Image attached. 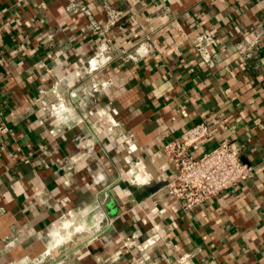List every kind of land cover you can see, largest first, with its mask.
<instances>
[{
    "label": "crops",
    "instance_id": "0c3cea01",
    "mask_svg": "<svg viewBox=\"0 0 264 264\" xmlns=\"http://www.w3.org/2000/svg\"><path fill=\"white\" fill-rule=\"evenodd\" d=\"M202 33L220 37L213 66ZM103 43L111 58L91 70ZM55 85L76 119L44 110ZM0 110V264H264V0H0ZM200 122L216 130L206 148L236 141L253 169L185 212L158 153ZM140 158L146 183L131 181ZM65 218L86 230L57 243Z\"/></svg>",
    "mask_w": 264,
    "mask_h": 264
},
{
    "label": "built area",
    "instance_id": "2783aa9c",
    "mask_svg": "<svg viewBox=\"0 0 264 264\" xmlns=\"http://www.w3.org/2000/svg\"><path fill=\"white\" fill-rule=\"evenodd\" d=\"M86 14L91 16V11L88 8H82ZM107 11L110 15L112 24H116L121 19L123 12L115 9L114 7L107 6ZM89 26L96 32L100 31L102 27L92 19ZM196 46L200 53V56L209 65L213 66L216 63L214 56L213 45L220 43V37L202 33L197 37ZM111 46L109 44H101L98 51L88 60V67L98 68L105 62L109 61L111 55L109 54ZM239 52L246 58H250L257 53L259 47L257 46L256 40L244 41L238 45ZM93 58H96L97 64L93 66ZM107 84V83H105ZM104 83L93 84L91 90L86 91V88H82L89 94H94L99 89L104 88ZM53 94L57 100L50 102L49 106L44 107V110L50 114L56 116V123L59 120L69 121L75 118V113L72 108L67 106L63 101V97L60 96L57 86L53 87ZM44 91L41 96L37 99L45 105ZM87 94V93H86ZM65 104L66 108L60 111L61 106ZM112 117V128L118 125V122L114 118L117 113L115 108H107ZM48 119L45 117L42 119V123ZM76 119V118H75ZM111 128V129H112ZM9 131V126L5 121L3 112L0 110V135L5 134ZM215 129L209 126L205 122L197 123L192 126L183 135L174 140L166 143L162 150L158 153L166 158L168 168H173V176L168 180L164 188L168 193L175 199L176 207L182 209L185 212L192 211L198 208L201 204L206 201L212 200L220 195L222 192L233 188L241 181L249 180L251 177L253 167L242 160V145L236 141L224 140L217 145L211 147H205L206 143H209L215 134ZM51 132L56 134L57 129L51 128ZM129 149L131 151L136 150L134 144L130 143ZM203 147V151L200 154L195 152L196 148ZM59 158H56L58 161ZM67 165L66 169L71 170L74 166L72 163L74 160ZM143 174L144 177L141 179L138 175ZM131 181L136 183H146L153 179L152 173L147 169L146 164L140 158L137 159L134 167L130 170ZM159 234L153 235L149 239V243H154L159 239ZM164 257L165 254H163ZM182 264H187L186 255L179 258Z\"/></svg>",
    "mask_w": 264,
    "mask_h": 264
},
{
    "label": "bare ground",
    "instance_id": "6f19581e",
    "mask_svg": "<svg viewBox=\"0 0 264 264\" xmlns=\"http://www.w3.org/2000/svg\"><path fill=\"white\" fill-rule=\"evenodd\" d=\"M92 63H93V66H96V64H97V60H96V58H93V61H92ZM65 108H64V104L61 106V108H60V111H62V110H64ZM133 165V164H132ZM162 166V165H161ZM163 169V168H162ZM138 177H140L141 179L144 177V175L141 173L140 175H138ZM148 210V209H147ZM71 215H72V213H71ZM72 225V219H70V218H67V219H65L64 220V222H63V224H62V229H69L70 228V226ZM99 225V224H98ZM82 227H83V225L81 226H78L77 228H75V230H78V231H81V230H79L80 228L82 229ZM85 229V228H84ZM59 230V229H58ZM56 232V234L59 236V237H63V235H62V232L60 231V232H58V231H55ZM81 232H85V230L83 231H81Z\"/></svg>",
    "mask_w": 264,
    "mask_h": 264
},
{
    "label": "rangeland",
    "instance_id": "374dc122",
    "mask_svg": "<svg viewBox=\"0 0 264 264\" xmlns=\"http://www.w3.org/2000/svg\"><path fill=\"white\" fill-rule=\"evenodd\" d=\"M64 108H66V105L64 104ZM66 219V218H65ZM64 219V220H65ZM81 224H77V223H74V221L72 220V225L70 226V228L69 229H65L63 232H68V234L69 235H64V234H62L63 235V237L61 238V237H59L58 235H57V239H56V242L57 243H60V242H62L63 240H65V239H68V237L70 236V234H71V231H72V229H73V232L74 231H78V230H75V228H77L78 226H80ZM82 226V225H81ZM85 228V229H84ZM79 230H86V226L85 227H82V229L80 228ZM81 231H78V232H81Z\"/></svg>",
    "mask_w": 264,
    "mask_h": 264
}]
</instances>
